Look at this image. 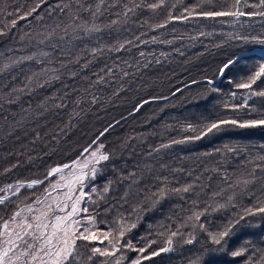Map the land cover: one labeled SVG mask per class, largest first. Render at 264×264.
Instances as JSON below:
<instances>
[{
  "label": "snow or ice",
  "instance_id": "1",
  "mask_svg": "<svg viewBox=\"0 0 264 264\" xmlns=\"http://www.w3.org/2000/svg\"><path fill=\"white\" fill-rule=\"evenodd\" d=\"M47 2L48 0H36L32 7L24 11L23 5L14 7L10 5L9 0H0V25H2L0 37H7L11 30L17 27L18 20L32 16ZM55 7L67 15L68 23L63 27L57 24L51 31L36 33L35 38L38 45L47 44L51 49L58 50L61 58L57 59L52 52L39 50L31 55L9 58V63H5L3 68H0V73H3L25 62H31L37 66L27 69L31 74L25 76L26 83L22 87H10L8 83L3 85L8 91L0 92V109H4L5 105L19 103L21 95L26 92L31 94L36 89L43 90L51 87L55 82H61L64 76H67L69 81L79 79L85 82L79 87L71 88L68 83H64V91L61 94L46 95L38 105V111L34 117L31 105L28 108H21L20 119L11 122L6 135L15 136L17 140H20L21 136L18 134L20 131H23L24 137L31 132L33 138L30 142L33 145L44 141L45 137H50L57 144L60 143L61 137H67L83 119V115L101 102V97L97 96L93 89L99 91L117 85L111 93V96L115 98L125 91V79L129 77V71L121 68L120 75H117L116 69L119 66L116 63L111 66L105 63L98 70H92L100 57L107 53L121 51L130 53L132 48H139L141 44L149 42L173 43L172 40L159 41L157 36H152L151 41H144L142 37L146 33L143 32L140 35H134L133 38H120V33L127 31V28L123 26L130 21L135 22L133 18L142 11L150 12L151 17L140 22L139 27L143 28L147 25L153 31L167 29L175 23H188L195 20L223 22L225 18H229L232 24H238L244 17L249 19L259 17L264 21V0H193L191 3H186L185 0H61V3ZM82 13H87L88 18L86 19ZM105 13L115 18L107 19ZM48 14L51 15V11ZM37 19L41 20L43 17L38 15ZM105 19L107 22L103 23ZM172 31L175 32L176 29L173 28ZM106 32L107 36L111 37L110 41L105 40ZM199 35L211 36L213 33L200 31ZM24 39L25 36L20 37L21 41ZM31 39L33 37H29V40ZM227 39L239 41L244 45L255 44L264 47V32L260 34L228 33ZM88 41H95V43L90 46ZM220 46L222 45H217V47ZM176 51L179 52V49ZM74 52L75 55H73ZM180 54L183 55V53ZM165 55L161 53V56ZM139 56L143 58L146 53L140 51ZM241 58L243 57L237 56L224 62L218 68L219 78H223ZM53 63L58 64L59 67H50ZM122 63L128 64V61L124 60ZM155 63L160 64L161 61L156 59ZM150 65L151 62L147 61L142 67L148 68ZM21 71L24 69L22 68ZM89 71L91 76L88 75ZM16 79L17 77L13 75L12 80ZM203 82L208 85L210 91H220L213 79L204 77ZM191 83L199 84L201 81L192 80ZM230 83H234L236 89L244 90V102L240 104L226 102L223 105L224 109L236 113L247 109L248 115L255 114V118L239 119L229 116L207 119L196 125L189 123L185 126V130L192 133L191 135L161 143L158 147L151 148L146 156L153 158L154 154L158 155L161 150L173 145L215 136L229 126L239 129H264V105L258 107L249 103L254 98L264 100V87H260L264 84V57L261 58L255 71L247 74L241 82L236 83L235 80H230ZM176 91L182 90L178 88ZM231 95L235 98L236 93L233 92ZM159 98L168 99V97ZM149 102V100H143L136 104L133 112H139ZM50 104L51 107H49ZM61 114L67 119L61 118L60 124L52 123V130H45L49 129L47 116L60 117ZM13 115L16 114L13 113ZM33 118L36 121V127L30 130L25 129V124L31 123ZM4 119L8 118L4 117ZM41 119L45 120L44 124L39 123ZM115 123L118 125L120 122ZM61 124L63 127H60ZM113 127L114 125L109 123L102 131H99L95 138L78 152L75 159L47 168L43 179L17 180L14 184L8 183L0 188V193H4L0 195V206L12 203L11 197H16L18 200L15 209L7 218L0 216V264H96L100 258H103L100 264H122L125 256L121 249L124 247L141 254L132 261V264H142L143 261H151L162 253L174 252L177 244L181 247L194 245L202 234L207 236L206 240L201 241L202 250L190 257L188 264H211V256L217 253L228 255L233 259L246 256L244 264H264V237L259 244L247 240L235 250L228 247L237 228L252 224L250 218L258 217L264 222V154H256L243 161V170L235 179H232L227 171L220 172L219 169L213 168L212 171L218 172L221 177L218 190L208 191L211 188L210 183H197L200 180L199 175L181 184L176 181L175 175L169 177L158 173L148 162L143 165V168L147 170V176L136 171L125 172L112 164L113 173H119L118 178H108L101 190L95 186L94 182L107 171L109 164L115 159V150H107L102 138H105ZM127 147H129L127 141L121 145V148ZM261 147L264 148V145ZM215 151L222 152L221 149ZM223 151L238 153L244 149L226 145ZM205 155H211V153H205ZM249 165H251L250 168ZM17 166L14 164L11 168L4 169V173L10 172ZM160 168L167 169V165L161 163ZM170 171L175 174L184 172V169L171 168ZM193 174L194 170L187 173L188 176ZM146 179H149V183H145ZM125 181L129 183L120 200L123 204H127L130 196L137 198L138 203L133 205V213L137 214V220L140 219V211L155 209L166 199L176 197L184 202L174 206L180 210L176 214L178 223L175 230L169 226L164 232L159 233L166 239L164 246L156 251H148L152 244L157 243L154 240L140 248H134L131 240L126 244L122 242L125 234L137 226L136 222L126 223L123 216L120 217L118 237L110 229L102 233L108 240L107 246H90V242L97 240L101 233L97 231L96 216L90 213L87 205L91 203L98 208L97 200H107L113 190L112 185ZM40 186H44L43 192L35 195L34 199L26 196L23 200H19L21 190L35 191ZM94 195L96 200L93 199ZM245 195L252 201L247 206L237 202L238 196ZM229 208H239V210L233 212L232 218H229L223 227L212 230L207 218ZM261 226H264V223Z\"/></svg>",
  "mask_w": 264,
  "mask_h": 264
},
{
  "label": "trees",
  "instance_id": "2",
  "mask_svg": "<svg viewBox=\"0 0 264 264\" xmlns=\"http://www.w3.org/2000/svg\"><path fill=\"white\" fill-rule=\"evenodd\" d=\"M35 2L36 0H9L10 5L14 7L23 5L24 11L32 7ZM185 2L191 3L193 0H185ZM60 3L61 0H48L47 4L43 5L32 16L18 20L17 27L12 29L7 37H0V68H3L5 63H9V58L15 59L20 56L31 55L39 50L52 52L57 59L61 58L58 50L51 49L47 44L38 45L35 38L36 33L51 31L57 24H61L63 27L64 24L68 23L67 15L55 7ZM50 11L51 15L48 14ZM38 15L43 19L38 20ZM82 15L86 19L88 18L87 13H82ZM105 17L107 19L115 18L109 16L108 13H105ZM150 17V12L142 11L133 18L135 22L130 21L126 26H123L127 28V31H122L120 38H133L134 35H140L143 32L146 33L142 37L144 41H151L152 36H157L159 41L172 40L173 43L149 42L141 44L139 48H132L130 53L121 51L107 53L100 57L99 62L93 66L92 70H98L105 63L109 66L116 63L119 66L116 69L117 75H120L121 68L129 71L130 75L125 79V91L118 98H115L111 96V93L117 85L99 91L93 89L97 96L101 97V102L84 114L83 119L72 129L70 134L60 138L59 144L52 141L50 137H45L44 141L33 145L30 142L33 138L31 132L27 137H24L23 131H20L18 133L21 136L20 140H17L15 136L9 137L6 133L11 122L20 119L22 107L28 108L31 105V112L34 117L38 111V105L46 95L61 94L64 91V83H68L69 88H71L79 87L85 82L79 79L69 81L68 77L64 76L61 82H55L51 87H46L43 90L36 89L31 94L26 92L21 95L19 103L5 105L4 109H0V188L8 183L14 184L17 180L43 179L47 168L75 159L78 152L87 146L99 131H102L109 123L114 124L116 121L120 123L118 125L115 123L106 137L102 138L107 150H115V159L109 164L107 171L94 182L95 186L101 190L108 178H118L119 173H113L112 164L125 172L136 171L147 176V170L143 168L145 162L152 164L158 173L169 177L175 175L176 181L181 184L193 180L196 175H199L200 180L197 183H210L211 188L208 191L218 190L221 177L218 172L212 171L213 168L219 169L220 172L227 171L230 177L235 179L243 170V161L249 159L250 156L264 154V148L261 147L264 145V129H239L229 126L215 136H209L200 141L173 145L168 149L161 150L158 155L154 154L153 158L146 156L151 148L158 147L161 143H168L170 139H181L185 135H191L192 133L185 130V126L189 123L196 125L207 119L229 116L239 119L255 118V114L248 115L247 109L236 113L225 110L223 105L226 102L235 104L244 102V90L236 89L235 84L230 83V80H235L236 83L241 82L247 74L255 71L261 58L264 57L256 53V51H260L264 54V47L262 46L244 45L239 41L227 39L228 33L260 34L264 32V21L259 17L252 19L244 17L238 24H232L229 18H225L223 22L195 20L188 23H175L167 29L155 31L149 29L147 25L143 28L139 27L140 22ZM107 19L103 23H106ZM150 22L152 21L150 20ZM173 28L176 29L175 32L172 31ZM200 31L212 32L213 35L200 36ZM21 36H25L23 41L20 40ZM29 37H33V39L29 40ZM192 37H196V39H192ZM105 40H111V37L107 36V32L105 33ZM88 43L91 46L95 41H88ZM217 45L222 46L217 47ZM80 46L83 47V45ZM176 49H179V52ZM140 51H144L146 56L141 58L139 56ZM162 52L166 55L161 56ZM148 53L151 55H147ZM75 54L74 52L73 55ZM237 56L243 58L239 59L238 63L231 67L223 78H219L218 68L229 58H236ZM156 59H159L161 63L156 64ZM124 60H127L128 64L122 63ZM147 61L151 62L150 67H142ZM29 67L35 68L37 66L31 62H25L23 65L14 66L0 73V92L8 91L3 87L5 83H8L10 87H22L26 83L25 76L31 74L27 71ZM50 67H59V65L53 63ZM137 67H139V71H137ZM22 68L24 71H21ZM13 75L17 77L16 80H12ZM88 75L91 76V71L88 72ZM204 77L213 79L215 86L220 91L212 92L206 83L201 82L192 84L182 89L181 92H176V89L191 84L192 80L203 81ZM260 87H264V84H261ZM174 92H176L175 95L171 96ZM233 92L236 93L235 98L231 95ZM154 97L157 99H153ZM159 97H168V99ZM143 100L150 102L144 105L139 112L129 115L133 112L135 105ZM249 103L259 107L264 105V100L254 98ZM4 117L8 119L5 120ZM61 118L67 119L63 114L60 117L48 115L49 129L45 130H52V123L60 124ZM39 123L44 124L45 120L41 119ZM35 127L34 118L31 123L25 124V129L28 130ZM60 127L63 125L61 124ZM130 137L133 139H129ZM126 141L129 147L121 148V145ZM226 145L242 148L244 151L238 153L225 152L223 150ZM216 149H221L222 152L217 153ZM205 153H211V155H205ZM161 163L167 165V169H161ZM14 164L18 166L5 174L4 169L11 168ZM248 167L250 168L251 165ZM171 168H183L184 172L173 174L170 171ZM191 170H194V174L188 176L187 173ZM127 183L129 181L114 183L112 185L113 190L108 195L107 200H97L98 208L91 203L87 205L90 213L96 216L97 230L106 232L111 229L118 237L120 217L123 216L126 223L136 222L137 226L125 234L122 242L126 244L127 241L131 240L134 248H140L154 240L157 243L152 244L148 251H156L164 246L166 239L159 233L164 232L169 226L173 230L176 228L178 223L176 214L180 210L174 206L184 202L176 197L166 199L155 209L140 211V219L137 220V214L133 213V205L138 203L137 198L130 196L127 204H123L120 200ZM145 183H149V179H146ZM43 187L40 186L35 191L21 190L19 200H23L26 196L34 199L35 195L43 192ZM3 194L0 193V195ZM93 199L96 200L95 195ZM11 200L12 203L0 206V216L7 218L15 209L18 200L16 197H11ZM237 202L243 203L245 206L252 203L247 195L238 196ZM238 210L239 208H229L213 214L207 218L209 226L214 231L223 227L228 219L232 218L233 212ZM180 214L184 215V213ZM82 215L86 214L82 213ZM250 219L252 220L251 225H243L237 228L228 246L229 249L235 250L247 240H251L254 244L260 243L261 238L264 237V226H261L264 222L260 221L258 217ZM206 239V234H202L196 244L183 247L177 244L174 252L162 253L151 261H143L142 264H188L189 258L202 250L201 241ZM91 245L105 247L108 245V240L103 238L101 241H91ZM121 251L125 256L122 264H132V261L141 255L138 251L127 247L122 248ZM102 259L97 260L96 264H100ZM245 259L246 256L233 259L228 255L217 253L211 256V264H244Z\"/></svg>",
  "mask_w": 264,
  "mask_h": 264
},
{
  "label": "water",
  "instance_id": "3",
  "mask_svg": "<svg viewBox=\"0 0 264 264\" xmlns=\"http://www.w3.org/2000/svg\"><path fill=\"white\" fill-rule=\"evenodd\" d=\"M256 53L261 54V55L264 56V54H263L262 52H260V51H256ZM201 82H203V81H201ZM190 85H192V83H191V84H188V85H186V86L189 87ZM186 86H184L183 88H181V90L184 89V88H186ZM176 92H177V91H176ZM176 92H174V93H176ZM171 96H173V94H172ZM134 113H136V112H132V114H134ZM132 114H131V115H132ZM129 115H130V114H129ZM129 115H128V116H129ZM126 117H127V116H126ZM114 124H115V123H114ZM114 124H113V125H114Z\"/></svg>",
  "mask_w": 264,
  "mask_h": 264
},
{
  "label": "rangeland",
  "instance_id": "4",
  "mask_svg": "<svg viewBox=\"0 0 264 264\" xmlns=\"http://www.w3.org/2000/svg\"><path fill=\"white\" fill-rule=\"evenodd\" d=\"M99 233H101V235L99 236V238L96 240V241H101L104 237L102 235L103 232L105 231H102V230H97Z\"/></svg>",
  "mask_w": 264,
  "mask_h": 264
}]
</instances>
